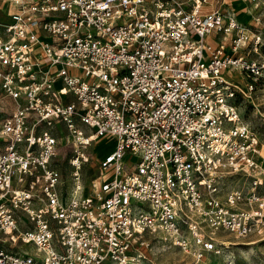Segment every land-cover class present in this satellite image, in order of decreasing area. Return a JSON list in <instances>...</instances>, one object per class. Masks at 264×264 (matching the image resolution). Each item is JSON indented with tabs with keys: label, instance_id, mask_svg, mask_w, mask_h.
I'll list each match as a JSON object with an SVG mask.
<instances>
[{
	"label": "built area",
	"instance_id": "obj_1",
	"mask_svg": "<svg viewBox=\"0 0 264 264\" xmlns=\"http://www.w3.org/2000/svg\"><path fill=\"white\" fill-rule=\"evenodd\" d=\"M2 1L0 264H146L156 237L230 264L229 234L264 238V142L230 77L264 82V57L215 41L235 32L236 51L260 34L211 0ZM103 136L116 143L88 189Z\"/></svg>",
	"mask_w": 264,
	"mask_h": 264
},
{
	"label": "rangeland",
	"instance_id": "obj_2",
	"mask_svg": "<svg viewBox=\"0 0 264 264\" xmlns=\"http://www.w3.org/2000/svg\"><path fill=\"white\" fill-rule=\"evenodd\" d=\"M211 2L212 6L221 7L226 12L234 11L239 22L240 17L243 20L242 23L248 26L251 31L256 33V35L260 34L258 44L248 40L245 45L239 47L236 51L232 49V40L236 35L235 32L228 33L225 40L222 39V36L215 38L216 43L224 42L226 51L230 54L242 53L250 59H262L264 57V0H259L258 5L250 4L246 0H211ZM211 5H207L206 8L212 7ZM249 9L252 11L251 15L246 11ZM230 77L245 92L239 90L235 98L244 120L258 133L264 142V82L255 81L239 70L232 71ZM251 82L254 83L253 90L246 89V85ZM83 128L88 131L87 126H83ZM62 136H70L72 138L73 134L64 131ZM61 141L65 142V138L61 139ZM115 143L116 140L113 137L103 136L94 140L88 146V152L91 155L90 161L83 165L81 171L83 181L88 189H90L92 179L100 174V159L114 148ZM71 154L72 150L70 147L60 146L56 166L61 171L65 190L66 185H68V189L72 185L69 175L71 166L68 162ZM135 158L129 153L127 156L128 163L135 162ZM227 238L232 241V244L226 249L227 254L225 256L230 261V264H264V238L261 239L260 235L254 234L247 238L236 239L232 234H229ZM149 240L150 245L146 249L149 260L146 261V264H195L193 257L178 247L172 246L158 237L149 238Z\"/></svg>",
	"mask_w": 264,
	"mask_h": 264
},
{
	"label": "crops",
	"instance_id": "obj_3",
	"mask_svg": "<svg viewBox=\"0 0 264 264\" xmlns=\"http://www.w3.org/2000/svg\"><path fill=\"white\" fill-rule=\"evenodd\" d=\"M0 8L5 10V12L1 13L2 18L5 19V20H8L9 17H8V15L6 13H8L9 10H10L9 5L0 0Z\"/></svg>",
	"mask_w": 264,
	"mask_h": 264
},
{
	"label": "bare ground",
	"instance_id": "obj_4",
	"mask_svg": "<svg viewBox=\"0 0 264 264\" xmlns=\"http://www.w3.org/2000/svg\"><path fill=\"white\" fill-rule=\"evenodd\" d=\"M246 11H247L248 14H250V15L252 14V13H251V12H252L251 9L246 10ZM239 20H240V22L243 21L240 17H239ZM95 137H96V136H93L92 139H94ZM92 142H93V141H92Z\"/></svg>",
	"mask_w": 264,
	"mask_h": 264
}]
</instances>
